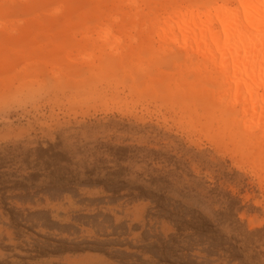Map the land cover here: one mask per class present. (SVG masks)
Wrapping results in <instances>:
<instances>
[{
    "label": "rangeland",
    "instance_id": "obj_1",
    "mask_svg": "<svg viewBox=\"0 0 264 264\" xmlns=\"http://www.w3.org/2000/svg\"><path fill=\"white\" fill-rule=\"evenodd\" d=\"M228 1L0 0V264H264V82L171 23Z\"/></svg>",
    "mask_w": 264,
    "mask_h": 264
},
{
    "label": "bare ground",
    "instance_id": "obj_2",
    "mask_svg": "<svg viewBox=\"0 0 264 264\" xmlns=\"http://www.w3.org/2000/svg\"><path fill=\"white\" fill-rule=\"evenodd\" d=\"M176 18L177 20H172L171 23L172 26L178 23L177 31L184 45L190 46L192 51L203 54L211 61L216 62L220 57V73H226L224 84L230 88L236 87V97L243 115L247 116L250 111L257 113L262 101L257 96L260 88L256 86V81L261 84L264 82V0H229L208 14L186 10L178 13ZM172 33L175 31L172 30ZM97 179L94 176L76 174L54 178L40 176L33 178V182L36 185L48 182L61 184L83 180L95 182ZM101 179L109 183L118 181V178ZM12 180L31 182L29 176ZM142 187L147 186L143 184ZM159 192L156 191L157 194ZM168 201L195 211V216L212 226L220 225L213 217L195 208L192 202L182 197L169 196Z\"/></svg>",
    "mask_w": 264,
    "mask_h": 264
}]
</instances>
